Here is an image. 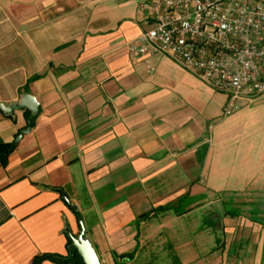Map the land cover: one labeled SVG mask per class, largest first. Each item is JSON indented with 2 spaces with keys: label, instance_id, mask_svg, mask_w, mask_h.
Returning <instances> with one entry per match:
<instances>
[{
  "label": "crops",
  "instance_id": "1",
  "mask_svg": "<svg viewBox=\"0 0 264 264\" xmlns=\"http://www.w3.org/2000/svg\"><path fill=\"white\" fill-rule=\"evenodd\" d=\"M141 1L0 0V104L41 107L0 163V264L65 259L73 207L101 264H264V149L222 144L224 94L128 53ZM29 115L0 112V142Z\"/></svg>",
  "mask_w": 264,
  "mask_h": 264
},
{
  "label": "built area",
  "instance_id": "2",
  "mask_svg": "<svg viewBox=\"0 0 264 264\" xmlns=\"http://www.w3.org/2000/svg\"><path fill=\"white\" fill-rule=\"evenodd\" d=\"M148 25L128 53L165 56L226 96L223 117L239 101L264 94V0H142Z\"/></svg>",
  "mask_w": 264,
  "mask_h": 264
},
{
  "label": "rangeland",
  "instance_id": "3",
  "mask_svg": "<svg viewBox=\"0 0 264 264\" xmlns=\"http://www.w3.org/2000/svg\"><path fill=\"white\" fill-rule=\"evenodd\" d=\"M210 122L223 134L222 144L226 147L243 149L248 146L252 150L263 147L261 151L264 149V94L239 101L238 109L232 115L223 117V113H219Z\"/></svg>",
  "mask_w": 264,
  "mask_h": 264
},
{
  "label": "water",
  "instance_id": "4",
  "mask_svg": "<svg viewBox=\"0 0 264 264\" xmlns=\"http://www.w3.org/2000/svg\"><path fill=\"white\" fill-rule=\"evenodd\" d=\"M17 111H29L30 115L27 118L26 127L18 131V134L13 141V145H16L24 135L29 134L34 128L35 121L41 112V107L36 98L28 94L22 95L19 101L10 103L7 106L0 104V112L6 116H13ZM64 200L68 203L66 198H64ZM73 209L78 218L80 233L77 237H74L68 230H66L70 245L68 246V255L63 259V262L66 264H75L76 256H78L81 259L82 264H101L96 250L87 238L86 229L79 212L75 207H73Z\"/></svg>",
  "mask_w": 264,
  "mask_h": 264
},
{
  "label": "trees",
  "instance_id": "5",
  "mask_svg": "<svg viewBox=\"0 0 264 264\" xmlns=\"http://www.w3.org/2000/svg\"><path fill=\"white\" fill-rule=\"evenodd\" d=\"M13 147H14L13 144H5V143L0 142V163L2 166L6 163L7 156L13 150ZM46 259L52 260V261H55L61 264L64 263L63 262L64 258L60 256L44 255V256L36 258L34 260V264H38L40 261L46 260ZM75 264H82V261L78 256H76Z\"/></svg>",
  "mask_w": 264,
  "mask_h": 264
}]
</instances>
